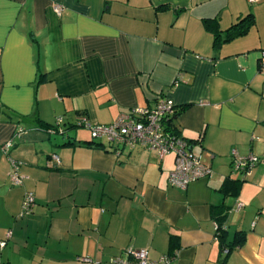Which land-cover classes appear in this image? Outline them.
Segmentation results:
<instances>
[{
  "label": "crops",
  "instance_id": "crops-1",
  "mask_svg": "<svg viewBox=\"0 0 264 264\" xmlns=\"http://www.w3.org/2000/svg\"><path fill=\"white\" fill-rule=\"evenodd\" d=\"M249 14L246 34L215 45L212 20L222 40ZM262 50L264 0H0V146L24 130L0 149V264H114L130 247L173 264H264ZM159 97L173 100L176 134L212 178L181 189L169 183L173 152L83 144L80 117L110 124ZM58 117L65 134L41 128ZM233 150L260 158L245 180ZM28 191L35 204L21 214ZM221 207L224 240L245 232L230 251L216 233Z\"/></svg>",
  "mask_w": 264,
  "mask_h": 264
},
{
  "label": "built area",
  "instance_id": "built-area-1",
  "mask_svg": "<svg viewBox=\"0 0 264 264\" xmlns=\"http://www.w3.org/2000/svg\"><path fill=\"white\" fill-rule=\"evenodd\" d=\"M254 1V0H250ZM57 13H61L62 8L56 6ZM260 69L264 71V50L260 55ZM176 108L173 100L166 97H159L156 105L152 108L137 107L122 112L110 124H92L85 117H80L78 122L85 129H88L94 139L105 138L111 148H115L118 154L121 151L131 152L137 146H143L154 151L160 158L167 153L175 154V167L169 174V183L181 189H186L191 183L214 176L213 169L203 163L201 156L194 153L187 140L177 134L171 133L168 129L167 121L174 117ZM63 123V117H58L56 125ZM23 129L15 132L10 141L0 146L3 151H8L14 146L15 141L20 138ZM232 170L240 173L243 179H247L253 172L260 158L256 155L242 156L235 150L232 151ZM52 158L59 163V156L52 155ZM12 172L11 179L13 184L21 185L19 173V163L11 160ZM35 198L31 191L25 193L21 214L30 213L34 207ZM244 207L242 202H237L235 209L240 210ZM218 225L215 223V228ZM174 256L162 255L158 259L150 257L148 248H127L119 256L111 258L114 264H173ZM89 264L94 260L89 256L83 258Z\"/></svg>",
  "mask_w": 264,
  "mask_h": 264
},
{
  "label": "trees",
  "instance_id": "trees-1",
  "mask_svg": "<svg viewBox=\"0 0 264 264\" xmlns=\"http://www.w3.org/2000/svg\"><path fill=\"white\" fill-rule=\"evenodd\" d=\"M253 23H254L253 16L251 14L247 15L246 17L242 18L239 22H237V24H235L231 28H229L224 33V36H223L222 40L220 39L222 34L219 31V27L217 25V21L216 20H212L211 24H209V27L211 29L215 30V45H218V44H220L221 41L230 40L231 38H233L235 36L246 34L248 29H249V27ZM178 113L179 112L176 111L175 116L170 118L167 121V125H166L168 127V129L170 130V132L174 133V134H176V130L174 128L173 120L176 118ZM61 125H62V123L59 126H57L56 124H52V125H49V126H45L44 125V126H41V128L44 131H47L49 133L65 134L67 129H64L63 127H61ZM91 138H92V140L90 142L89 141L88 142H84L83 144H87V143L88 144H93L94 143L95 146H103V147L106 146V145H104V144H102L100 142L95 141V140H98V139H94L92 136H91ZM107 143H108V147H110V148L114 147V146H111L112 144H110L108 141H107ZM111 149L116 152L115 148H111ZM122 152L123 151L119 152L118 154H120ZM226 183L229 184L228 185V190L230 191L232 189V187H230V186H234V185H236V183H241V182H226ZM221 212L222 213L220 214V216L216 217V221L217 222H215V223L218 225V227L216 228V233H217V236L221 239V242H222V245H223V248L225 249V251H230L233 248L241 245L244 242V240H245V232L244 231H237L231 241H229V242L225 241L224 240V234H225L224 218L228 215L227 208L221 207Z\"/></svg>",
  "mask_w": 264,
  "mask_h": 264
},
{
  "label": "rangeland",
  "instance_id": "rangeland-1",
  "mask_svg": "<svg viewBox=\"0 0 264 264\" xmlns=\"http://www.w3.org/2000/svg\"><path fill=\"white\" fill-rule=\"evenodd\" d=\"M78 134H79V136H81V135H86L87 133H86V131H84L83 128H78Z\"/></svg>",
  "mask_w": 264,
  "mask_h": 264
}]
</instances>
